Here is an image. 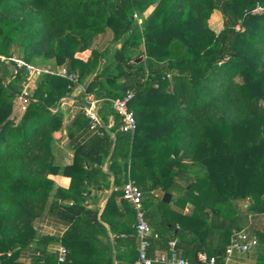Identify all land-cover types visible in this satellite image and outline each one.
<instances>
[{"label":"trees","instance_id":"1","mask_svg":"<svg viewBox=\"0 0 264 264\" xmlns=\"http://www.w3.org/2000/svg\"><path fill=\"white\" fill-rule=\"evenodd\" d=\"M258 5L263 11L254 14ZM216 10L224 16L220 33L209 23ZM109 30L112 47L93 49ZM0 53L38 68H67L86 83L87 95L101 100L98 116L115 134L99 122L92 130L86 94L71 98L77 84L55 75L38 79L16 118L14 102L28 75L0 64V264H23V249L49 241L38 237L34 222L52 197L109 187V174L116 186L132 178L139 187L148 180L152 188L178 190V249L192 263L200 253L224 254L242 210L264 223V0H0ZM128 92L133 134L121 131L122 117L111 104ZM64 98L74 101L68 123L62 107L54 112ZM65 137L75 159L62 168L57 149ZM60 171L72 180L70 192L51 179ZM119 196L134 217L127 224L124 216L126 238L117 243L128 247L118 258L135 264L136 213L123 190L113 193L102 216L106 221ZM158 204L164 226L176 229L170 204ZM188 204L193 208L184 214ZM75 207L79 220L62 240L67 264H83L79 253L88 255L89 245L99 243L74 235L85 210L78 199ZM155 235L154 248L167 250L170 241ZM257 237L264 241V226ZM105 258L96 264H113ZM31 264H59L58 254Z\"/></svg>","mask_w":264,"mask_h":264},{"label":"crops","instance_id":"2","mask_svg":"<svg viewBox=\"0 0 264 264\" xmlns=\"http://www.w3.org/2000/svg\"><path fill=\"white\" fill-rule=\"evenodd\" d=\"M209 23L211 28L216 33H220L224 28V16L222 12L216 10L212 14ZM90 55L91 51H86L83 56L85 57V59H88ZM41 76L42 75L36 76L34 80L30 82V84L36 87L37 81ZM92 79V77L89 78V81H91ZM28 83L29 81L27 77L26 83L24 85H27ZM85 84H83L84 87ZM81 93V89L77 85L71 98L75 99L79 97ZM73 99L64 98L61 102V106L65 105L64 112L66 113L67 123L74 115L73 113H71V108L74 105ZM100 104L99 108L101 106ZM69 105H71L72 107H68ZM109 158L103 166V170L106 172L108 171ZM57 159L62 168L71 166L74 163V148L70 146L69 138L65 137L62 141L58 142ZM109 176V187L102 188L91 186L88 187V193H81L80 190H77L76 192H71L70 195L68 194L69 196L67 198L59 199L58 201H55V199L52 197L44 214L34 222V227L38 233V237H48L49 241L45 242L36 240L29 247L23 249L20 252L19 262L23 264H31L33 259L41 258L43 262L46 263V258L58 254L60 246L63 245V237L67 234V232L71 230L74 218L77 217L80 213L76 212L79 208H77L76 210L72 209L75 207L76 200L78 199L85 210L81 216L83 217V220L79 221L78 226L74 230V235L80 234L82 237L87 239L90 238L93 241L99 240V243H94L93 246L89 245L88 255L79 253L81 262L83 264H96L98 262H102V260L107 257V259L111 260L113 264H127L124 259L119 260L118 256H124L126 254V247H128V245L125 243L118 244L117 239L119 238V240L123 241L126 238V231H124L123 226L124 216L126 220L125 222L127 224H129V221L133 223V219L130 220V218L134 217L133 211L132 214L129 215L126 210H124L122 197L119 196L116 201L111 204V206H109V211L105 215L107 220H103L102 214L107 207L113 193L120 192L123 189V186L115 185V177L112 174H109ZM51 179L55 181L57 187H61L62 189L70 192L69 188L71 187L72 180L62 171H60L58 175H52ZM140 188L143 192V205L147 203L145 211L146 214L148 215L149 213V215L146 218L153 230V235L151 237V246L148 252L149 256L155 257L158 254L164 252V250L161 249L159 245L157 247V244L155 243L156 247L154 248V244H152L160 238H155V234L157 233L162 234L163 238H167L169 241L175 240L177 242L178 248V190L173 192H166L162 187L152 188L151 183L148 180ZM167 194L171 195V201L169 203H165L163 201V198ZM159 201H162L165 204H170V209L174 211L172 219L175 222L176 229H173L169 226H164L162 222L164 216L162 208L158 204ZM248 205L249 202L238 204V206L241 207H247ZM192 208V204H188L182 211L184 214H188L191 212ZM242 211L243 212L239 216V219L236 223L237 227L239 228H235L234 230H245L251 237L258 240L257 246L252 248L249 253H241L235 251L230 256H227L226 252H224V254L222 255L218 253L216 257L221 263L224 264H264V241L259 240V238L257 237V232L264 226V223L260 225L258 223V217H247L246 212L244 210ZM75 220H79V218L77 217ZM112 224L115 225V230L112 229ZM100 225H102L107 230V235L103 233ZM102 242H104V244ZM105 245L107 247L106 249L104 247ZM178 252L182 257H184L180 249H178ZM128 254L129 250L127 248V255ZM197 257L198 256L195 255L194 262H197ZM185 259L192 263L191 259Z\"/></svg>","mask_w":264,"mask_h":264},{"label":"built area","instance_id":"3","mask_svg":"<svg viewBox=\"0 0 264 264\" xmlns=\"http://www.w3.org/2000/svg\"><path fill=\"white\" fill-rule=\"evenodd\" d=\"M263 8L258 5V7L253 11L254 14L261 13ZM138 21L140 18L138 14L134 15ZM239 28V27H238ZM0 64L12 65L14 67V73L18 74L19 71L25 70L28 75L29 83L24 85L21 95L19 96L22 101L21 107L25 111L29 105L30 97L33 94L35 88L30 82L34 80L36 76L40 75H55L65 78L71 82L76 83L81 89L82 93L86 94L85 87L82 83H79L76 75L70 73L66 68L59 67L54 70L51 67L38 68L33 64L27 63L24 59L17 55H4L0 53ZM134 97L133 92H128L127 95L120 100H111L113 109L122 117L121 131L126 133H135L137 129V120L130 110V102ZM86 100L89 104L86 108V115L93 121L91 129L94 130L99 122L98 120V109L101 100L92 98L86 94ZM62 110H65V105H62ZM60 107V108H61ZM68 107H72L69 105ZM60 108L55 110L58 111ZM123 198L130 202L136 212V235L138 239V259L135 264H224L215 257H210L207 253H200L197 257L196 263H191L182 257L177 248V242L175 240L168 243V248L164 252L158 254L155 257H150L148 252L151 246V237L153 235V230L146 218V211L143 206V192L137 183L129 178L128 182L123 186ZM258 240L247 234L245 230L239 231L234 230L232 233V240L230 245L226 249V255L230 256L235 251L241 253H249L252 248L256 247ZM58 261L59 264H67L68 250L65 246H60L58 251Z\"/></svg>","mask_w":264,"mask_h":264},{"label":"rangeland","instance_id":"4","mask_svg":"<svg viewBox=\"0 0 264 264\" xmlns=\"http://www.w3.org/2000/svg\"><path fill=\"white\" fill-rule=\"evenodd\" d=\"M258 7V6H257ZM262 7V6H261ZM140 18V17H139ZM134 19L135 16H134ZM137 21V24L138 26H142V18H140V21H138V19H136ZM113 33L111 30L107 31L106 33H103L101 35H99L93 42V45H92V48L93 49H99L101 51L103 50H106L107 48L109 47H112L111 46V42L113 40ZM118 47H120V45H118ZM142 60H144V57H141ZM51 64V63H50ZM39 66H42V65H39ZM21 103L22 101L20 100V98H16L14 104H15V107H14V114H15V117L16 118H20L22 116V114L24 113V110L22 109L21 107ZM249 202V201H248ZM250 203V202H249Z\"/></svg>","mask_w":264,"mask_h":264},{"label":"water","instance_id":"5","mask_svg":"<svg viewBox=\"0 0 264 264\" xmlns=\"http://www.w3.org/2000/svg\"><path fill=\"white\" fill-rule=\"evenodd\" d=\"M139 62L142 61V58H140L138 60ZM98 120H99V123L100 125L104 128V130L113 138H115V134L113 132H111V130L103 123V121L100 119V117L98 116ZM163 201L165 203H169L171 201V195L170 194H167L164 198H163Z\"/></svg>","mask_w":264,"mask_h":264}]
</instances>
